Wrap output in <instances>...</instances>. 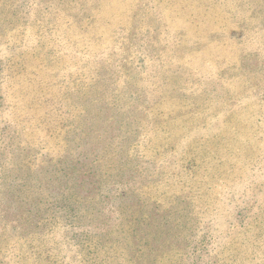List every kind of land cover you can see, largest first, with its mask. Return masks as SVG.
Here are the masks:
<instances>
[{
  "label": "rangeland",
  "instance_id": "374dc122",
  "mask_svg": "<svg viewBox=\"0 0 264 264\" xmlns=\"http://www.w3.org/2000/svg\"><path fill=\"white\" fill-rule=\"evenodd\" d=\"M48 1L0 0V264H264V0Z\"/></svg>",
  "mask_w": 264,
  "mask_h": 264
},
{
  "label": "trees",
  "instance_id": "16d2710c",
  "mask_svg": "<svg viewBox=\"0 0 264 264\" xmlns=\"http://www.w3.org/2000/svg\"><path fill=\"white\" fill-rule=\"evenodd\" d=\"M51 2H53V0H49L48 2H46V4L47 3H51ZM106 2L107 1H105V4H106ZM99 6H100V4H99ZM67 11H68L67 4H66V2H63V3H61L60 5H57V6L54 5V7H53V9L51 11H44V12L45 13H47V12L51 13L50 16H52V17L50 18V20L57 19V17L60 14H62L63 16H65L67 18L66 26H67L68 29L69 28H72V27L75 28V29H82V30L88 28L89 18H78L76 20L75 17L72 16V15H70V14H68ZM16 17H24L23 18V21H22V24L19 25L18 28H20V26H21V28H24L25 27L26 28L25 31H26L27 28H31V27L37 26L36 23H33L32 26L29 27V24L30 23H29L28 20H26V19H28V13H26V14L24 13L23 16H21L18 13ZM90 18L93 20V17L92 16H90ZM14 27L16 28L17 26H14ZM1 100H3V98ZM1 108H3L4 110H7L9 108V112L7 113V115L13 116V118H14L13 120H16V118L18 117V115L20 113H22V112H15V111H13L14 108H13V110L10 109L11 108V103H10L9 100H8V103H6V106H5V100H4V104H3V102L1 103ZM24 114H26V113H24ZM90 254H93V252H88L87 253V255H88L89 258H90ZM96 254L97 253H95L93 255H96ZM53 264H61L60 259L59 258H55L53 260ZM65 264H70V263L68 261H65Z\"/></svg>",
  "mask_w": 264,
  "mask_h": 264
}]
</instances>
